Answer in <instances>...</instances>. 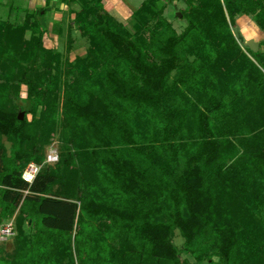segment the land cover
I'll return each mask as SVG.
<instances>
[{"label": "trees", "instance_id": "16d2710c", "mask_svg": "<svg viewBox=\"0 0 264 264\" xmlns=\"http://www.w3.org/2000/svg\"><path fill=\"white\" fill-rule=\"evenodd\" d=\"M105 1L81 0L72 26L91 47L75 63L39 25L25 45L0 20V226L16 223L0 264H191L176 230L199 264H264V53L232 31L252 15L264 34V0H179L181 33L162 0L127 25Z\"/></svg>", "mask_w": 264, "mask_h": 264}, {"label": "rangeland", "instance_id": "374dc122", "mask_svg": "<svg viewBox=\"0 0 264 264\" xmlns=\"http://www.w3.org/2000/svg\"><path fill=\"white\" fill-rule=\"evenodd\" d=\"M145 1L147 0H108V2L106 0L105 5L107 8L105 9L110 15L125 25V23L130 24L128 19L133 16V13L138 10ZM33 2H35L34 5L42 3V6L39 4L40 8L38 7L33 10V7H35L32 4ZM55 3H58V5ZM162 3L166 5L165 15L169 22L174 25V28L178 33H181L187 24L182 21V18L179 17L181 19L180 20L177 19L176 16H179L181 11L186 9V5L179 0L173 2H170L169 0H162ZM82 9L83 6L81 4V0H0V20L9 21L15 25H21V27H23V39L25 45L32 43L33 40L38 37V35H36V27L39 25L40 31L44 34V46L48 49H53L56 52L61 53L63 60H69V62L75 63L79 59H86L88 57V51L91 47L89 40L81 36L76 28L72 26V22L76 18V14ZM118 12L127 14L128 19H123V16ZM30 13H34V17L36 18L33 22L29 21L31 19ZM27 14H30L28 15V18ZM43 16H45L46 19H44ZM26 20L28 21L26 22ZM235 21L236 24H233L232 31L243 51L248 53L247 51L250 49L249 43L256 42L260 45V49L257 53L260 51L264 53V46L261 47V43L264 41V34L257 23H255L253 16L240 15L236 17ZM229 23L231 24L230 20ZM41 27L42 29L44 28V31L41 30ZM71 27H73V30L70 29ZM4 42L5 45H8L7 43H9L7 40H4ZM20 93V98L17 101V104L24 110L20 111L19 118L22 117V114H24L25 118L26 113L31 109V103L28 101V87L26 85H22ZM39 115L40 113H38V117ZM28 118L31 120L32 114H29ZM4 142L8 147H10V144L6 142V140H4ZM51 150L58 153L61 152V141L59 138H57L54 143L48 147L47 153ZM12 220L15 221L13 218L3 223L0 226V231ZM28 232H31V230L29 229ZM15 236L16 231L14 236L7 237L5 240H0V247H4L6 252H12L14 249ZM173 242L179 250V258L181 260H187L191 264H199L188 252L185 240L180 231L176 230L174 232ZM213 261L218 263V257H214ZM76 264H79L77 259ZM204 264L213 263L206 261Z\"/></svg>", "mask_w": 264, "mask_h": 264}, {"label": "built area", "instance_id": "2783aa9c", "mask_svg": "<svg viewBox=\"0 0 264 264\" xmlns=\"http://www.w3.org/2000/svg\"><path fill=\"white\" fill-rule=\"evenodd\" d=\"M59 161V154L56 151L51 150L47 154L46 163L50 165H54ZM42 170V165H37L35 163H31L28 165L26 170L23 173V180L32 185L36 180L37 176L40 174ZM16 231V223L14 220L7 223L0 231V240H5L7 237H11L15 235Z\"/></svg>", "mask_w": 264, "mask_h": 264}, {"label": "water", "instance_id": "95a60500", "mask_svg": "<svg viewBox=\"0 0 264 264\" xmlns=\"http://www.w3.org/2000/svg\"><path fill=\"white\" fill-rule=\"evenodd\" d=\"M179 17L182 18V14H179ZM249 48L251 49V51H253L254 53H257L260 49V45L259 43L256 42H251L249 43ZM22 117L20 118L21 120H24V114L21 115Z\"/></svg>", "mask_w": 264, "mask_h": 264}, {"label": "crops", "instance_id": "0c3cea01", "mask_svg": "<svg viewBox=\"0 0 264 264\" xmlns=\"http://www.w3.org/2000/svg\"><path fill=\"white\" fill-rule=\"evenodd\" d=\"M107 2H108V0H107ZM34 3H35V2H33L32 4L34 5ZM39 4H40V3H39ZM39 4H38V5H37V4L34 5L35 7H33V10H35L36 8H38V7H39ZM55 4H56V3H55ZM106 4H107V3H106ZM40 5L42 6V3H41ZM56 5H58V3H57ZM113 5H114V4H113ZM111 6H112V4H111ZM39 8H40V7H39ZM105 8H107L106 5H105ZM118 13H119V12H118ZM119 14H121V15L123 16V17H122L123 19H128L127 14H124V13H122V12L119 13ZM123 14H124V15H123ZM43 17H44V19H46L45 16H43ZM130 19H131V18H130ZM130 19H128V22H130ZM127 24H128V23H125V25H127Z\"/></svg>", "mask_w": 264, "mask_h": 264}]
</instances>
